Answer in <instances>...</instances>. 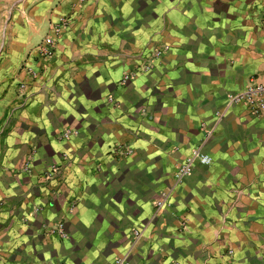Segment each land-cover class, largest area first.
Wrapping results in <instances>:
<instances>
[{
  "label": "crops",
  "instance_id": "0c3cea01",
  "mask_svg": "<svg viewBox=\"0 0 264 264\" xmlns=\"http://www.w3.org/2000/svg\"><path fill=\"white\" fill-rule=\"evenodd\" d=\"M18 5L32 27L1 65L0 264H264V116L225 106L264 81V0ZM196 146L210 163L177 181Z\"/></svg>",
  "mask_w": 264,
  "mask_h": 264
},
{
  "label": "built area",
  "instance_id": "2783aa9c",
  "mask_svg": "<svg viewBox=\"0 0 264 264\" xmlns=\"http://www.w3.org/2000/svg\"><path fill=\"white\" fill-rule=\"evenodd\" d=\"M60 23L61 22H58L57 24H54L51 27L50 30L51 33L46 35L42 39L40 46H38V50L44 52L45 55L51 56L53 53V44L55 41V37L59 34ZM168 49H169L168 45L155 47L153 49L152 58L154 59L160 58ZM151 64H152L151 62L150 63L147 62L146 65L143 67L144 68L143 71H149L152 67ZM123 76H124V78L122 79L123 82L129 78L128 73L124 74ZM236 104L245 107L249 112V114L253 116H257V117L264 116V81H258L257 79L252 78L249 80L248 84L243 89L233 94L228 93L227 100L225 101L226 108ZM223 116L224 113L219 114V118H222ZM202 130H204L205 136H208V134H210L211 132V129H205L204 127L202 128ZM60 135L62 138H65L69 136V133L67 131H63ZM124 150L128 151L129 147L125 146ZM113 151H117V145L113 146ZM210 161H211L210 156L204 153L201 150L200 146L193 147L190 150L186 159L180 162L179 164H177L173 175L177 181H180L192 173L194 166L197 163L209 164ZM160 196H161L160 199L155 202V208L157 209L164 208L168 204V200H169L168 192L162 191L160 193ZM54 228L61 237H65L61 223L57 224ZM140 235H141V229L138 228L132 229L131 239L134 242L138 239ZM114 261H115L114 264H127L125 257L120 259L116 258Z\"/></svg>",
  "mask_w": 264,
  "mask_h": 264
},
{
  "label": "rangeland",
  "instance_id": "374dc122",
  "mask_svg": "<svg viewBox=\"0 0 264 264\" xmlns=\"http://www.w3.org/2000/svg\"><path fill=\"white\" fill-rule=\"evenodd\" d=\"M19 2H21V0H0V87L2 85L3 73H8L7 71L2 72L1 70V65L8 48L11 46L12 42L19 40L16 38V35H18L20 31L24 29L30 30L32 27V24L26 16L23 17L22 21L18 19L19 16L29 14V7L26 6V8L22 10L18 5ZM40 44L41 42L34 47L38 48Z\"/></svg>",
  "mask_w": 264,
  "mask_h": 264
}]
</instances>
